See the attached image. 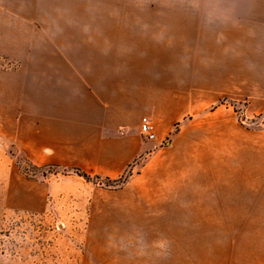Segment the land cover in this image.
Segmentation results:
<instances>
[{"label":"crops","instance_id":"crops-1","mask_svg":"<svg viewBox=\"0 0 264 264\" xmlns=\"http://www.w3.org/2000/svg\"><path fill=\"white\" fill-rule=\"evenodd\" d=\"M245 9L0 0V56L14 63L0 67V137L34 167L99 176L64 174L87 194L88 217L159 235L137 253L144 264H264V128L221 102L243 101L247 119L264 112V35ZM143 116L154 140L140 132ZM129 169L119 187L101 181ZM28 179L36 187L17 189L15 207L43 210L53 183Z\"/></svg>","mask_w":264,"mask_h":264},{"label":"rangeland","instance_id":"rangeland-1","mask_svg":"<svg viewBox=\"0 0 264 264\" xmlns=\"http://www.w3.org/2000/svg\"><path fill=\"white\" fill-rule=\"evenodd\" d=\"M237 1L253 8L241 13L258 19L264 35V0ZM13 65L0 56V67ZM221 102L233 107L241 125L264 128V112L247 119L243 101L224 97ZM28 159L25 151H18L9 139L0 137V264H144V256L141 261L137 257L145 251L143 245H159L157 234L115 233L114 228H106V219L88 217L87 194H77V185L64 178L72 170L60 166L33 168ZM28 177L53 183L43 199V210L15 207L19 203L17 189L36 187Z\"/></svg>","mask_w":264,"mask_h":264},{"label":"trees","instance_id":"trees-1","mask_svg":"<svg viewBox=\"0 0 264 264\" xmlns=\"http://www.w3.org/2000/svg\"><path fill=\"white\" fill-rule=\"evenodd\" d=\"M48 167H49V168H51V167H54V168L56 167V168H58V165L51 164V165H48ZM33 168H40V167H34V166H33ZM24 170H25V172H26L27 174H30L28 168H25ZM33 170H35V169H33ZM68 170H72V171L75 172L77 175L82 176L84 179H86V180H88V181H98V180L100 179L99 176L91 175V174H89V173H86V172H84V171H81V170L78 169V168H72V169H68ZM130 175H131V171H130V170H127V171L125 172V174H123L121 177H119V178H117V179H113V180H111V179H109V178H104V181H103V182H104L106 185H111V186H113V187H119V186H121L124 182L127 181V179L129 178Z\"/></svg>","mask_w":264,"mask_h":264},{"label":"built area","instance_id":"built-area-1","mask_svg":"<svg viewBox=\"0 0 264 264\" xmlns=\"http://www.w3.org/2000/svg\"><path fill=\"white\" fill-rule=\"evenodd\" d=\"M140 132L149 140L156 138L154 123L147 116L141 118Z\"/></svg>","mask_w":264,"mask_h":264}]
</instances>
